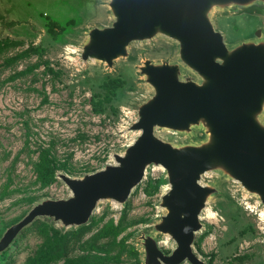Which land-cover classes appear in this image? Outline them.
Returning <instances> with one entry per match:
<instances>
[{"label":"rangeland","instance_id":"rangeland-1","mask_svg":"<svg viewBox=\"0 0 264 264\" xmlns=\"http://www.w3.org/2000/svg\"><path fill=\"white\" fill-rule=\"evenodd\" d=\"M107 1L0 0V46L8 45L0 47V238L35 204L72 195L57 174L79 178L115 164L114 154L140 133L130 129L138 105L153 94L139 66L146 59L179 62L177 42L161 34L131 42L128 56L114 60L111 68L83 61L88 30L113 21ZM50 20L62 27L55 34L47 28ZM211 20L227 45L254 37L258 28L264 39L261 3L236 11L215 8ZM183 75L195 78L186 67ZM113 80L119 86L107 100L105 84ZM260 118L264 122V111ZM155 135L175 146L206 138L202 126L189 132L155 128ZM43 152L54 168L46 185L37 169ZM201 181L217 192L207 202L214 217L207 218L206 211L200 215L194 253L204 264H264V207L258 197L219 170ZM166 189L164 168L151 164L126 202L100 200L82 229L35 219L0 264H143L141 233L155 237L169 254L175 242L153 229L165 213L160 201ZM109 223L117 226L116 233L95 239Z\"/></svg>","mask_w":264,"mask_h":264},{"label":"water","instance_id":"water-1","mask_svg":"<svg viewBox=\"0 0 264 264\" xmlns=\"http://www.w3.org/2000/svg\"><path fill=\"white\" fill-rule=\"evenodd\" d=\"M264 0H108L113 21L94 26L81 48L83 61L113 66L128 56L133 41L164 35L178 44L179 62L154 63L149 59L139 72L153 94L136 110L131 130L140 133L115 164L82 177L57 176L68 186L67 199H46L35 204L0 238V252L39 217L60 221L62 227L86 224L100 200L123 204L151 165L164 168L167 189L160 206L165 213L154 223L175 248L164 253L155 237L141 233L137 240L143 264H204L194 253L195 233L203 226L200 215L210 195L217 192L202 176L219 170L256 195L264 207V39L255 36L231 46L216 30L211 12L236 11ZM184 67L195 74L184 76ZM202 126L206 138L175 146L155 135V128L189 132Z\"/></svg>","mask_w":264,"mask_h":264},{"label":"trees","instance_id":"trees-1","mask_svg":"<svg viewBox=\"0 0 264 264\" xmlns=\"http://www.w3.org/2000/svg\"><path fill=\"white\" fill-rule=\"evenodd\" d=\"M47 28L52 34H55V29L56 28H62V27H60V25L56 21L50 20L47 23ZM2 46H8V45L6 43H3V44H1L0 47H2ZM117 86H119V81H114V80L111 81L110 83L105 84V87H106L105 99H107V100L110 99L111 93L114 92V89ZM51 164H52V162L49 159L47 153L43 152L42 155L40 156V161H39V164L37 166L38 177H39V180H40L42 185H46V184L50 183L54 177V168L51 166ZM27 227H25V228H27ZM82 228H83V225H81V227H79V229H82ZM116 231H117V226L113 225V223H109L108 225H105L103 228H101L94 235V238L99 239V238L107 237L113 233L115 234ZM19 234L13 239V241L11 242V244L9 245V247L7 249L0 252V262L2 260L6 259V257L10 254V250L13 248L14 245L17 244V237L19 236Z\"/></svg>","mask_w":264,"mask_h":264},{"label":"bare ground","instance_id":"bare-ground-1","mask_svg":"<svg viewBox=\"0 0 264 264\" xmlns=\"http://www.w3.org/2000/svg\"><path fill=\"white\" fill-rule=\"evenodd\" d=\"M205 211H206L205 213H207V215H206L207 218H212V217H214V214H213L209 209L206 208ZM263 213H264V212H263Z\"/></svg>","mask_w":264,"mask_h":264}]
</instances>
